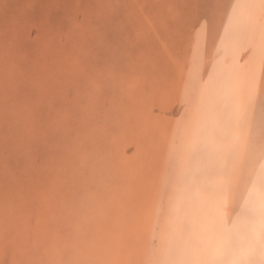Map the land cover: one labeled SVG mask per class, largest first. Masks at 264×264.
Returning <instances> with one entry per match:
<instances>
[{
	"label": "rangeland",
	"instance_id": "rangeland-1",
	"mask_svg": "<svg viewBox=\"0 0 264 264\" xmlns=\"http://www.w3.org/2000/svg\"><path fill=\"white\" fill-rule=\"evenodd\" d=\"M263 3L0 0V264H264Z\"/></svg>",
	"mask_w": 264,
	"mask_h": 264
},
{
	"label": "bare ground",
	"instance_id": "bare-ground-1",
	"mask_svg": "<svg viewBox=\"0 0 264 264\" xmlns=\"http://www.w3.org/2000/svg\"><path fill=\"white\" fill-rule=\"evenodd\" d=\"M257 21H259V22H261V25L263 26L264 25V3L261 5V7H260V10H259V16H258V18H256L255 19V22H257ZM262 28H264V27H262ZM254 51H256V55L258 54L257 52H258V50H254ZM253 51V44H252V41L251 40H249V41H246L245 43H243V45L242 46H240V48H239V50H237V52L236 53H234V54H228V53H226L225 54V51L222 49V48H219V49H217L216 51H215V53L212 55V57L211 58H209V60L211 61V60H215V59H217L219 56H222L223 57V59H224V63L226 64V65H230V64H232V62H233V60L235 59L237 62H238V64H242L246 59H248L249 58V56L254 52ZM254 65H256V61H254L253 60V66ZM251 76V75H250ZM227 159H228V157L226 156V155H222V156H218L217 158H216V160H214L215 162V166H214V168H213V173L212 174H214V176L215 177H217V176H220V175H226V177H228V169L229 168H231V164H229V166H228V164L226 163L227 162ZM242 165V164H241ZM211 169V168H210ZM241 169V168H240ZM231 170V169H230ZM242 170V169H241ZM243 171V170H242ZM211 172V171H210ZM209 172V173H210ZM208 173V174H209ZM211 174V173H210ZM213 176V177H214ZM239 176V175H238ZM211 177H212V175H211ZM206 178V177H205ZM208 179V178H207ZM215 179H217V178H215ZM214 179V180H215ZM211 182V181H210ZM211 187V186H210ZM193 188V187H192ZM166 202V201H165ZM162 203L161 205H160V207H159V219H157V221H156V225H155V229H154V232H153V235H152V244H151V248H152V250H153V254L155 255V253H156V251H157V248H158V246H159V239H160V232H162V231H160L159 229H160V226H161V224H160V222H161V220H162V218H161V215H163V213L165 212V210H166V203ZM223 209H229V208H231L230 207V204H224L223 206ZM222 249V248H221ZM159 250V249H158ZM193 257H194V255H193ZM192 257V258H193ZM190 259V258H189ZM189 261V263L188 264H191L192 263V261H190V260H188Z\"/></svg>",
	"mask_w": 264,
	"mask_h": 264
}]
</instances>
